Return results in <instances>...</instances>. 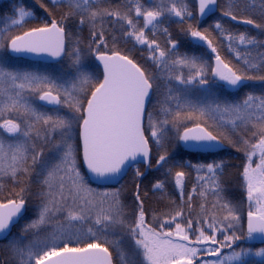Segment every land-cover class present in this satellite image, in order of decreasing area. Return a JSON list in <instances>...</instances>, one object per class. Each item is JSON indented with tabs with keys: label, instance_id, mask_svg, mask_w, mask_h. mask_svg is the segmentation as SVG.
Returning a JSON list of instances; mask_svg holds the SVG:
<instances>
[{
	"label": "snow or ice",
	"instance_id": "obj_1",
	"mask_svg": "<svg viewBox=\"0 0 264 264\" xmlns=\"http://www.w3.org/2000/svg\"><path fill=\"white\" fill-rule=\"evenodd\" d=\"M0 19V264H264V0Z\"/></svg>",
	"mask_w": 264,
	"mask_h": 264
},
{
	"label": "trees",
	"instance_id": "obj_2",
	"mask_svg": "<svg viewBox=\"0 0 264 264\" xmlns=\"http://www.w3.org/2000/svg\"><path fill=\"white\" fill-rule=\"evenodd\" d=\"M221 2H226V0H221ZM247 2H248V3H254V4L256 5V7L259 8L260 0H247ZM4 3L9 4V3H10V0H0V12H5L6 9L8 8V7H3V6H4ZM6 4H5V5H6ZM8 6H9V5H8ZM41 11H42V10H41ZM257 18H259L258 15H257ZM209 22H210V21L205 20V23H209ZM232 24H233L235 27H237L238 30L246 31V32H250V33L253 34V35L258 34V30L252 28V26H247V25H237L236 22H232ZM172 30H173V32H174V34H175V32L177 31V26H176V25H172ZM161 40H163L162 37H161ZM255 83H258V82H255ZM232 151H234V150H232ZM186 158H187V157H186ZM193 176H194V174H193ZM190 186H191V185H190V183H189V188H190ZM159 195H160V194L157 193V197H158ZM154 200H155V198L150 199V200H149V204H150V205L153 204ZM158 206L161 207V208H163V207H164L163 202H161Z\"/></svg>",
	"mask_w": 264,
	"mask_h": 264
},
{
	"label": "rangeland",
	"instance_id": "obj_3",
	"mask_svg": "<svg viewBox=\"0 0 264 264\" xmlns=\"http://www.w3.org/2000/svg\"><path fill=\"white\" fill-rule=\"evenodd\" d=\"M5 4H6V3H4V6H3V7H8L9 4H6V5H5ZM2 26H3V21H2V19H0V27H2ZM128 179H129L128 177L125 178L126 181H127ZM123 182H124V181H122V183H123ZM257 246H259V245H257Z\"/></svg>",
	"mask_w": 264,
	"mask_h": 264
}]
</instances>
